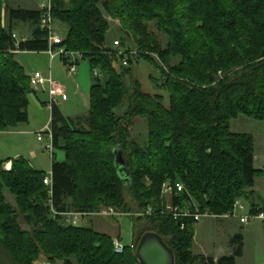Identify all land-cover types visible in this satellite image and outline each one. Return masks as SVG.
Listing matches in <instances>:
<instances>
[{"label": "trees", "instance_id": "trees-1", "mask_svg": "<svg viewBox=\"0 0 264 264\" xmlns=\"http://www.w3.org/2000/svg\"><path fill=\"white\" fill-rule=\"evenodd\" d=\"M101 5L134 37L138 60L160 70L170 93L168 108L161 95L145 93L138 80L128 86L133 57L120 41L128 54L129 66L123 65V57L108 44L110 25ZM52 6L54 20L68 27L60 47L89 62L94 80L90 109L86 117L73 119L53 108L54 147L65 152L66 160L53 158L52 196L45 172L22 158L13 161L10 172L0 162V264H36L41 255L50 264H139L130 246L116 253L111 236L66 225L53 213V208L93 213L101 205L126 211L127 194L139 210L155 212L146 217L147 227H134L137 248L144 234L155 232L173 250L176 264H237L242 235L233 239L230 256L194 255L198 222L180 223L162 214V191L168 181L181 183L186 189L181 199L190 194L203 210L224 215L262 176L255 168L254 136L233 133L231 122L240 116L264 121V0H69L68 5L53 0ZM42 15V10L4 8L0 0V132L29 120L30 81L10 51L16 50L17 23L36 28L31 39L19 44L21 52L48 51ZM151 22L168 37L166 49L150 34ZM174 57L180 59L176 66ZM126 98L129 109L119 117L116 111ZM133 118L148 121L145 146L130 142ZM117 146L124 152L128 178L116 167ZM5 188L16 208L6 201ZM20 216L32 232L23 230Z\"/></svg>", "mask_w": 264, "mask_h": 264}, {"label": "rangeland", "instance_id": "rangeland-1", "mask_svg": "<svg viewBox=\"0 0 264 264\" xmlns=\"http://www.w3.org/2000/svg\"><path fill=\"white\" fill-rule=\"evenodd\" d=\"M66 5L69 4L68 2H65ZM101 8L106 16V18L109 21V31L107 33V41L110 46H112L114 49H119L114 46L115 41H125L127 43V46L130 48V51L132 52H139L138 48L135 43L134 37L131 35L129 31H125L121 22L117 19L112 18L103 5H101ZM56 22V21H55ZM60 22V21H57ZM5 24L6 21H5ZM63 24V23H62ZM35 26L30 25L29 30L34 31ZM54 29L56 31V28L54 26ZM148 29L151 35L156 37L158 41L161 44V47L163 49H166L168 47L169 39L164 34L160 33L157 27V22H151L148 24ZM57 33V31H56ZM122 48V47H121ZM126 48L121 49L125 51ZM131 54V52H130ZM128 56V54H127ZM133 57V63L130 65L132 77L127 78L126 81L128 83L129 87H133V81L134 79L138 80L141 84L143 91L147 94H150L152 96H158L161 95L164 99L163 104L167 108L170 106V93L167 89V87L164 85V77L162 76L160 70H157L154 66H152L149 62L145 61L144 59H139L136 57L135 54H132ZM124 59V58H123ZM123 59H120V62H122ZM125 59H127L125 57ZM57 62L63 63V59L60 57H57ZM180 62V59L177 57L172 58L171 64L172 66H176ZM38 64V62H35ZM80 65L77 66V72L79 69L84 73H86V76L88 75V79L90 84H93V75L90 71L89 62L87 60H81ZM118 66V65H117ZM64 75L69 76L70 79L66 83L67 85L74 86V83L72 79L76 76L70 75L66 67L64 65ZM77 74V73H76ZM88 85V84H87ZM91 86V85H90ZM70 88V87H69ZM88 86L86 87V93H87ZM33 95H29V98H31ZM73 98L70 100V105H73ZM130 105V99L126 98L122 106L117 109V115L122 117L129 109ZM83 109L76 110L75 107H71L66 111L69 116H74L72 118H75L77 114H83ZM49 111V110H48ZM47 112V110H46ZM30 120L26 124L19 125V129L28 132L25 136H20L17 134H10V133H3L0 134V157H4L5 151L3 150L4 146L8 144H14L22 147L20 150L22 153L29 154L30 156L37 158L39 161L37 169L42 170L45 173H48L51 171L52 168V162L53 158L52 155H50L48 152L44 150L43 144L38 141V129L37 126L41 124L40 119L37 117L35 108L33 104L30 105L28 109ZM50 112H47L48 118L50 117ZM254 121V124L248 126L247 130L253 132L254 139L256 142V149L255 152L258 156L257 166L261 169L264 175V121ZM17 131V130H15ZM129 131V137L130 142H136L140 146H145V144L148 142L149 137V124L147 119L144 118H133L131 120L130 125L128 126ZM118 146L116 147V149ZM54 156L57 161H65L66 160V154L63 151L60 150H54ZM260 176L259 178H261ZM258 178V179H259ZM149 182V181H148ZM4 195L6 197V201L14 206L16 208V199L15 197L10 193V191L5 188L4 189ZM164 200V207H166V198L163 197ZM126 205L127 209L126 211H123L121 209H118L116 207L112 206H105L101 205L99 207L98 211L94 212V216L91 217L87 223H83L79 226L75 227H86V228H92L96 232L101 234H107L113 236L116 240L120 238V243L122 246H131L133 243L135 237V226L142 225L140 227H147L148 225V219L147 216H142L146 211L139 210L138 206L135 205L128 194L126 195ZM243 200V198H241ZM132 208V209H131ZM114 213V215H110L109 213ZM245 213V212H242ZM234 220V219H231ZM19 222L23 228V230L27 232H32L33 227L29 224H27L24 221V218L20 216ZM235 225V222H233ZM69 225V224H66ZM195 237H194V245L192 248V252L194 254H207L213 257L221 258L223 257V220L222 219H212V218H206L202 221L198 222L194 227ZM5 263V262H4ZM36 264H50L47 256L41 255L40 259ZM55 264H63L62 262H56Z\"/></svg>", "mask_w": 264, "mask_h": 264}, {"label": "crops", "instance_id": "crops-1", "mask_svg": "<svg viewBox=\"0 0 264 264\" xmlns=\"http://www.w3.org/2000/svg\"><path fill=\"white\" fill-rule=\"evenodd\" d=\"M49 0H3L4 8H12V9H25V10H35L41 11L43 5L47 4ZM53 1V0H52ZM64 2H68L69 0H62ZM30 24L28 23H17L14 25V34H16L21 39L29 40L32 38V31L29 30ZM55 28L57 33L65 39L68 34V27L61 22H55ZM14 59L23 67L26 76L30 81V77L35 72H41L44 75H50L59 85L62 86L66 95L68 96V100L60 103L58 106L62 115L65 118H72L74 116H69L66 113L69 108L72 106L75 107L76 110L83 109V114H77L76 117H86L89 113L90 109V91L93 84L88 83V75L81 69L75 74L72 81L74 86L67 85L66 83L70 79L67 75H64V65L63 63L57 62V57L52 59L47 52H17L14 54ZM35 62H38L36 64ZM80 65V63L78 64ZM90 68V67H89ZM88 84V85H87ZM91 85V86H90ZM88 86L87 93L86 87ZM70 87V88H69ZM33 95L29 98V107L33 104L37 117L40 119L41 124L37 126V131H41L51 119V113H49L50 117L48 118V95L46 92L35 93L31 89L30 95ZM73 98V105H70V100ZM28 107V109H29ZM47 110V112H46ZM29 116V113H28ZM73 118V119H75ZM30 120V117H29ZM28 120V122H29ZM27 122V123H28ZM26 124V123H25ZM254 124L253 119L240 116L239 118L233 120L231 122V131L233 133L238 134H253V132L247 130L248 126ZM21 125V124H19ZM19 125L13 129H10L3 133L17 134L20 136H25L28 132L20 130ZM17 130V131H15ZM38 138V137H37ZM256 147V142H255ZM20 146L14 144H8L4 146L3 150L5 151L4 157H0V162L6 163L8 161H14L17 159H25L29 165L36 171L43 172L36 168L38 167V159L30 156L29 154L22 153L20 150ZM256 149V148H255ZM258 156L255 152V168L261 170L257 166ZM52 169V168H51ZM243 202L246 206V212L250 211L252 207H257L259 209L264 208V175L262 174L261 178H257L255 182V186L251 189H248L246 197L243 198ZM234 219V220H231ZM235 222V225L234 223ZM195 227V226H194ZM242 235L243 237V254L241 257L237 259V264H264V223L261 221H251L248 224H242L237 218L223 219V257L230 256L234 252L235 245L233 244V239ZM111 236V235H109ZM115 239L113 236H111ZM115 239V241H120ZM194 245V242H193ZM193 248V247H192ZM194 254V253H193ZM194 255H202L206 257H212L215 260L219 258L213 257L204 253L194 254Z\"/></svg>", "mask_w": 264, "mask_h": 264}, {"label": "built area", "instance_id": "built-area-1", "mask_svg": "<svg viewBox=\"0 0 264 264\" xmlns=\"http://www.w3.org/2000/svg\"><path fill=\"white\" fill-rule=\"evenodd\" d=\"M43 15L41 19V29L47 32L48 34V44L49 49L46 51L52 59L56 57H60L63 59L64 65L66 67L67 72L70 75H75L77 73V66L81 60H83V56L79 53L68 52L65 48L60 47L63 43L64 39L56 33L54 26L55 20L53 18V6L52 0H49L47 4L42 7ZM15 40L16 50H11L10 52L15 54L20 52L19 44L21 42L26 41V39L19 38L16 34L13 35ZM114 46L119 48L117 49V56L122 60L123 65L129 66L128 56L126 50L121 48L120 41H115ZM123 49V50H121ZM131 54H139V52H132ZM125 57L127 59H125ZM95 76H99L96 72ZM30 87L33 92H46L48 95V109L51 113L50 122L41 130L38 134V141L43 144L44 150L48 152L52 157H54V135L51 128L52 122V111L55 106H59L61 101L65 102L68 100V96L66 95L64 89L61 85H59L50 75L46 76L41 72H35L30 77ZM13 169V161H8L3 164V170L6 172H10ZM44 183L47 187L50 188L49 194L52 196V186H53V178L52 171L46 173L44 175ZM185 187L181 183L173 184L168 181L163 186V197L166 198V207H164V211L162 214H168L174 220L180 221L182 223L185 219H192L196 222H200L206 218H212L215 220L218 219H230L237 218L242 224H248L251 221H261L264 223V211L258 213H252L251 211L242 213L246 211V206L243 200H236L233 211L224 215H216L210 212L208 209L203 210L197 201L193 199L190 194L188 195V199H181L183 194H186ZM174 198L177 199V202H174ZM53 213L55 216L59 215L64 218V222L66 224L72 226H79L83 223H87L88 220L93 217L95 214L93 213H83V212H68V213H58L53 208ZM110 215H114V213H109ZM155 214L154 210L149 208L146 212L141 214L142 216H151ZM135 252L137 251V247L134 243L130 246ZM115 251L116 253H123L124 246L121 245L120 241H115ZM139 263V261H138ZM140 264V263H139Z\"/></svg>", "mask_w": 264, "mask_h": 264}, {"label": "water", "instance_id": "water-1", "mask_svg": "<svg viewBox=\"0 0 264 264\" xmlns=\"http://www.w3.org/2000/svg\"><path fill=\"white\" fill-rule=\"evenodd\" d=\"M115 154L119 175L128 178L130 172L120 146L115 150ZM136 254L140 264H176L173 250L155 232H148L142 236Z\"/></svg>", "mask_w": 264, "mask_h": 264}, {"label": "bare ground", "instance_id": "bare-ground-1", "mask_svg": "<svg viewBox=\"0 0 264 264\" xmlns=\"http://www.w3.org/2000/svg\"><path fill=\"white\" fill-rule=\"evenodd\" d=\"M158 56V55H157Z\"/></svg>", "mask_w": 264, "mask_h": 264}]
</instances>
